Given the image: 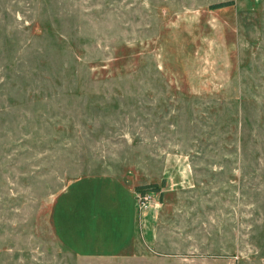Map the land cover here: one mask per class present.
Wrapping results in <instances>:
<instances>
[{
	"label": "rangeland",
	"instance_id": "obj_1",
	"mask_svg": "<svg viewBox=\"0 0 264 264\" xmlns=\"http://www.w3.org/2000/svg\"><path fill=\"white\" fill-rule=\"evenodd\" d=\"M0 264H264V0H0Z\"/></svg>",
	"mask_w": 264,
	"mask_h": 264
},
{
	"label": "trees",
	"instance_id": "obj_2",
	"mask_svg": "<svg viewBox=\"0 0 264 264\" xmlns=\"http://www.w3.org/2000/svg\"><path fill=\"white\" fill-rule=\"evenodd\" d=\"M231 2L225 1V2H218L215 4H212V7H225L228 6ZM159 186L156 183H148V184H138L135 185L133 190L134 192H139V193H145V192H155L158 191Z\"/></svg>",
	"mask_w": 264,
	"mask_h": 264
},
{
	"label": "built area",
	"instance_id": "obj_3",
	"mask_svg": "<svg viewBox=\"0 0 264 264\" xmlns=\"http://www.w3.org/2000/svg\"><path fill=\"white\" fill-rule=\"evenodd\" d=\"M148 192H145V193H140V197H139V201L140 203H143L146 199H148V196H147Z\"/></svg>",
	"mask_w": 264,
	"mask_h": 264
},
{
	"label": "crops",
	"instance_id": "obj_4",
	"mask_svg": "<svg viewBox=\"0 0 264 264\" xmlns=\"http://www.w3.org/2000/svg\"><path fill=\"white\" fill-rule=\"evenodd\" d=\"M134 193V192H133Z\"/></svg>",
	"mask_w": 264,
	"mask_h": 264
}]
</instances>
